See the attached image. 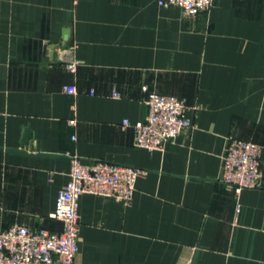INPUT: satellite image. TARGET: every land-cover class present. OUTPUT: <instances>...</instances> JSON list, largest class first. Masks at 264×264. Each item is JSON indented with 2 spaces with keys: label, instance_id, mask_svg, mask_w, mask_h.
Instances as JSON below:
<instances>
[{
  "label": "crops",
  "instance_id": "crops-1",
  "mask_svg": "<svg viewBox=\"0 0 264 264\" xmlns=\"http://www.w3.org/2000/svg\"><path fill=\"white\" fill-rule=\"evenodd\" d=\"M144 85L187 101L192 126L162 150L134 144ZM25 128L27 154L8 151ZM231 137L264 148V0L192 19L158 0H0V230H61L77 154L141 170L130 202L81 195L77 264H192L198 249V264H264V156L261 186L238 193L221 179Z\"/></svg>",
  "mask_w": 264,
  "mask_h": 264
},
{
  "label": "built area",
  "instance_id": "built-area-1",
  "mask_svg": "<svg viewBox=\"0 0 264 264\" xmlns=\"http://www.w3.org/2000/svg\"><path fill=\"white\" fill-rule=\"evenodd\" d=\"M162 7H180L187 18L207 13L215 0H158ZM76 45L65 47L61 58L70 70H76ZM145 102L148 114L134 124V144L149 150H162L185 129L192 126L187 115L185 98L173 94L149 91ZM76 93L74 84L66 87ZM118 95V93H115ZM71 122L76 123L73 119ZM123 126L130 124L125 117ZM264 148L261 144L231 137L223 155L221 179L239 193L244 188L261 186ZM69 179L57 194L51 217L62 223L59 231L46 227L33 228L15 223L0 230V264H77L80 239L79 199L84 193L113 197L130 202L136 190L140 169L103 159H85L71 154ZM237 209L241 206L238 204Z\"/></svg>",
  "mask_w": 264,
  "mask_h": 264
},
{
  "label": "water",
  "instance_id": "water-1",
  "mask_svg": "<svg viewBox=\"0 0 264 264\" xmlns=\"http://www.w3.org/2000/svg\"><path fill=\"white\" fill-rule=\"evenodd\" d=\"M65 38H68V33L69 30L66 29L65 30ZM31 137V132L29 128H25L24 129V133H23V138L21 140L20 146L16 147V148H9L8 151L13 152V153H20V154H27V152L24 150V147L28 144L29 142V138ZM202 251L200 249H198L195 253L194 259L192 264H198L200 257H201Z\"/></svg>",
  "mask_w": 264,
  "mask_h": 264
}]
</instances>
